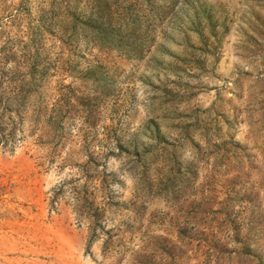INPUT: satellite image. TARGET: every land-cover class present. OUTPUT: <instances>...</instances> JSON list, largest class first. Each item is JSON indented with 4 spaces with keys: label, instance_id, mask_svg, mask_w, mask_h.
Listing matches in <instances>:
<instances>
[{
    "label": "rangeland",
    "instance_id": "obj_1",
    "mask_svg": "<svg viewBox=\"0 0 264 264\" xmlns=\"http://www.w3.org/2000/svg\"><path fill=\"white\" fill-rule=\"evenodd\" d=\"M0 82V264H264V0H0Z\"/></svg>",
    "mask_w": 264,
    "mask_h": 264
},
{
    "label": "trees",
    "instance_id": "obj_2",
    "mask_svg": "<svg viewBox=\"0 0 264 264\" xmlns=\"http://www.w3.org/2000/svg\"><path fill=\"white\" fill-rule=\"evenodd\" d=\"M2 87V83L0 82V89ZM3 90H0V99L3 98L4 93ZM11 102V101H10ZM1 105V102H0ZM13 106V103L4 102V106L2 107L5 112L0 113V144L2 146H9L14 143L18 128V122L13 120L12 116H9V119H5V115L9 113H15L17 115V110L15 108L11 109L10 107ZM18 117V116H17ZM20 120V118L18 119Z\"/></svg>",
    "mask_w": 264,
    "mask_h": 264
}]
</instances>
